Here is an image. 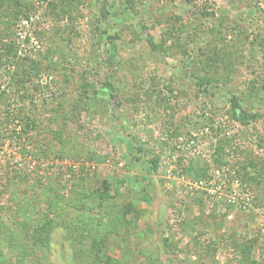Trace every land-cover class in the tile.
Here are the masks:
<instances>
[{"label":"rangeland","instance_id":"obj_1","mask_svg":"<svg viewBox=\"0 0 264 264\" xmlns=\"http://www.w3.org/2000/svg\"><path fill=\"white\" fill-rule=\"evenodd\" d=\"M125 1L0 0V264H264V0Z\"/></svg>","mask_w":264,"mask_h":264},{"label":"trees","instance_id":"obj_2","mask_svg":"<svg viewBox=\"0 0 264 264\" xmlns=\"http://www.w3.org/2000/svg\"><path fill=\"white\" fill-rule=\"evenodd\" d=\"M133 2H134V0H126L123 5H124V7L130 8L131 5L133 6ZM2 4L3 3L0 2V5H2ZM101 9H102V11L100 13L101 16L107 17L110 14V9H109L108 3H107V5L104 4ZM54 11H55L56 14L59 15V17L67 16V14L69 16L71 15V11H68L67 12L65 10V7L64 6H62V9L59 8L58 10H56V7H54ZM70 17L72 18V15ZM82 85H84L85 88H86V85L84 83H82ZM105 88L112 89V86L111 85H108ZM234 116L242 124L246 123V119H245L244 113L241 114V115H239V113L235 110ZM254 169H255V166H254ZM263 170L264 169L258 168L257 169V171H258L257 172V175L255 176V175L248 174L246 176L247 179H243V178L240 177L241 178V181H240L241 185L244 184V181H245L246 184H249V185H251L253 183H260L261 181H264V174H263L264 171ZM245 174H247V173H245ZM98 252H99V249H98ZM252 262H256L255 259L250 260L249 262H247V264H252Z\"/></svg>","mask_w":264,"mask_h":264},{"label":"built area","instance_id":"obj_3","mask_svg":"<svg viewBox=\"0 0 264 264\" xmlns=\"http://www.w3.org/2000/svg\"><path fill=\"white\" fill-rule=\"evenodd\" d=\"M19 122H20V120H16L15 123H14L15 130L17 132L16 135L23 137V130L21 128L22 126H21V124Z\"/></svg>","mask_w":264,"mask_h":264}]
</instances>
